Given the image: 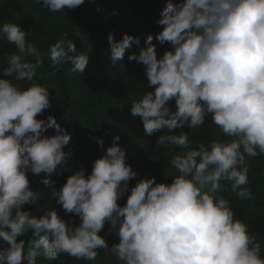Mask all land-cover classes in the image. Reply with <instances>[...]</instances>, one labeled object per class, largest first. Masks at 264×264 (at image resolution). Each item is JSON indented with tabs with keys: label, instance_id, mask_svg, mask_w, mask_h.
<instances>
[{
	"label": "clouds",
	"instance_id": "obj_1",
	"mask_svg": "<svg viewBox=\"0 0 264 264\" xmlns=\"http://www.w3.org/2000/svg\"><path fill=\"white\" fill-rule=\"evenodd\" d=\"M38 2L56 13L85 0ZM161 17L155 39L171 50L158 58L149 34L139 54L128 57L144 66L147 86L154 89L132 102L131 115L140 118L146 136L163 133L157 150L179 147L169 159L176 175L170 184L140 178L129 193L138 173L126 163L120 136H113L90 174L81 167L51 193L66 213L80 218L75 227L55 208L39 216L24 210L41 198L29 172L45 174L40 183L50 186L53 174L69 170L71 152L64 148L71 134L52 114L37 118L52 106L49 88L36 79L45 57L19 24L0 25V39L16 48L0 75V264H37V257L63 254L94 261L101 248L116 264H264L256 235L220 194L230 190L253 200L247 158L264 155V0H168ZM108 41L113 66L140 45L128 33L116 41L110 32ZM75 52L74 43L57 40L48 50L50 66L59 71L70 61L71 71L82 74L88 54L69 55ZM209 116L227 140L192 147L187 132L172 134L199 129ZM49 129L55 134L45 135ZM98 144L103 147V139ZM106 223L119 238L111 247L99 235ZM29 233L30 240L22 238Z\"/></svg>",
	"mask_w": 264,
	"mask_h": 264
},
{
	"label": "trees",
	"instance_id": "obj_2",
	"mask_svg": "<svg viewBox=\"0 0 264 264\" xmlns=\"http://www.w3.org/2000/svg\"><path fill=\"white\" fill-rule=\"evenodd\" d=\"M172 2L178 3L179 0ZM167 3L168 0H85L75 9L65 8L54 13L38 0H0V25L6 22L19 24L45 57L44 63L37 69L36 79L49 88L52 106L37 118L46 119L47 115L52 114L57 123L71 134V140L64 148L65 152H71L67 161L69 170L62 171L59 176L53 174L50 186L40 183L45 174L36 176L29 172L30 186L41 193V198L35 206L25 205L24 210L39 216L52 207L74 227L78 226L80 218L66 213L51 197V193L58 191L68 176L81 167L86 170V175L90 174L94 161L111 146L112 137L116 135L120 136L118 145L126 152V163L138 173L136 178L129 181V193L140 178L154 176L157 183L172 182L176 172L170 167L169 154L164 146L156 149V141L163 133L146 136L140 118L131 115L132 102L139 100L145 91L154 89L147 86L144 66L128 59L129 55H138L140 48L146 46L145 40L149 34L154 37L158 58L164 51L171 50L169 43L161 45L155 39V35L162 30L157 22L162 18L161 12ZM110 32L114 33L116 41L121 40L125 33L140 39V45L133 44L127 49L123 60L115 66L110 59ZM62 38L75 44L76 52L69 55L80 52L88 54L89 62L82 74L71 71L70 61L62 63L59 71L50 66L49 47ZM15 51L14 45L0 39V75L7 66V55ZM29 59L34 62V57ZM10 79L16 82L14 78ZM18 83L22 87L28 86L25 82ZM169 106L175 110L174 101H170ZM181 131L188 133L192 147L199 142L207 144L213 139H228L211 123L210 116L199 129H174L172 134L179 135ZM53 134L54 129L45 133L48 136ZM99 139H103V147L98 144ZM247 164L248 187L254 199L241 200L230 190L220 194L229 199L235 218L244 221L249 231L256 235L264 257V155L247 158ZM126 199L127 194L118 203L123 206ZM109 227L106 223L99 235L111 247L119 243V238L109 232ZM22 238L30 240L31 234ZM61 261L63 264H116L115 257L106 254L102 248L94 261L76 260L67 254L53 260L37 257V264H61Z\"/></svg>",
	"mask_w": 264,
	"mask_h": 264
},
{
	"label": "rangeland",
	"instance_id": "obj_3",
	"mask_svg": "<svg viewBox=\"0 0 264 264\" xmlns=\"http://www.w3.org/2000/svg\"><path fill=\"white\" fill-rule=\"evenodd\" d=\"M165 150L168 152L169 154V159L170 157L175 153V151H179V147L178 146H169L168 149L165 148Z\"/></svg>",
	"mask_w": 264,
	"mask_h": 264
}]
</instances>
